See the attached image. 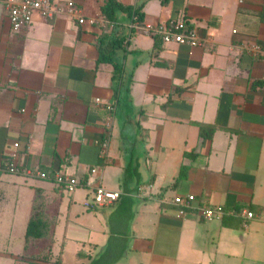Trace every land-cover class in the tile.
Listing matches in <instances>:
<instances>
[{
    "label": "crops",
    "instance_id": "0c3cea01",
    "mask_svg": "<svg viewBox=\"0 0 264 264\" xmlns=\"http://www.w3.org/2000/svg\"><path fill=\"white\" fill-rule=\"evenodd\" d=\"M53 1H73L97 22L36 14L15 32L0 4V264H91L111 235L127 234L116 264H264V0H118L142 7L141 25L194 28L198 46L132 29L128 12L105 26L106 0ZM112 31L126 37L113 51L120 77L99 63L100 38ZM12 160L50 179L11 173ZM129 163L139 165V188L153 190L130 194L126 223L114 212ZM92 168L118 201L88 206ZM57 174L83 186L67 191ZM188 195L190 206L174 203ZM205 206L256 217L206 221ZM31 220L41 238H27Z\"/></svg>",
    "mask_w": 264,
    "mask_h": 264
},
{
    "label": "built area",
    "instance_id": "2783aa9c",
    "mask_svg": "<svg viewBox=\"0 0 264 264\" xmlns=\"http://www.w3.org/2000/svg\"><path fill=\"white\" fill-rule=\"evenodd\" d=\"M243 2V0H240ZM5 5L8 10L9 21L13 31L18 32L23 28L28 27L32 24L34 16L36 14L42 15L46 19H52L56 15H67L73 19L79 21V23L84 24L89 22L90 24H95L97 20L90 19L86 20L81 8L73 1L67 2H55L53 0H0V4ZM132 29L141 30L147 34H151L156 38H159L163 43H176V44H189L191 46H198L200 44L197 33L194 28H190L185 23H167V24H155V25H141L138 22H133ZM100 102V100H97ZM107 108L111 112H115L116 108L114 105L109 104ZM109 140H103L101 144L102 153L106 154L109 149ZM19 147V144L15 145ZM9 171L14 174H21L27 177H34L40 179H50V176L46 172L33 171L30 169H21L17 165L16 161H11L9 164ZM99 175L98 168H92L88 178L85 181V186L93 187V201L88 204V206H104L113 204L118 201L121 197V192L111 191L106 189L101 185L97 177ZM53 181L59 187L74 192L83 184L76 180L72 176L57 174L54 176ZM148 189L153 190L152 186H147L146 188L140 187L139 192L142 193ZM195 200V196L188 195L184 198L176 197L174 203L178 205L190 206ZM181 213H184L181 211ZM225 215L242 217L248 220L254 219L256 214L252 210L242 209H230L226 210L223 207H211L205 206L200 210V216L203 220H221Z\"/></svg>",
    "mask_w": 264,
    "mask_h": 264
},
{
    "label": "trees",
    "instance_id": "16d2710c",
    "mask_svg": "<svg viewBox=\"0 0 264 264\" xmlns=\"http://www.w3.org/2000/svg\"><path fill=\"white\" fill-rule=\"evenodd\" d=\"M142 7L132 8V7H125L123 6L118 0H106V3L101 7V12L106 24L116 26L119 22V13L120 12H128L129 17L132 19L133 22H138L139 24L142 23L143 14L141 12ZM126 37L122 36L119 37L117 34L112 31L110 35L104 36L100 38L99 46H100V56H99V63H110L114 66L116 71V76L120 77L121 75V67L118 62L114 59V52L117 49H121L125 43ZM132 83V80L130 81ZM130 86L127 88V92H129ZM130 98L126 96V105L130 107ZM214 130L212 128H201V135L204 138H209L213 134ZM186 167H183L181 170V177H185L186 175ZM141 174L139 171V165L129 163L124 170L123 174V191L125 193L124 197L122 198L121 202L119 203L117 209L115 210L114 214L116 218L120 220V218L127 219L126 223H130L134 217L133 214V207L135 200L131 193H135L138 191V188L141 183ZM135 183L137 188L135 190H130L129 185ZM134 191V192H133ZM118 216V217H117ZM109 227L111 230L114 231L113 222L111 218L108 220ZM42 224L31 220L29 223L28 231H27V238L28 237H36L41 238L42 232L39 231ZM128 236V234H127ZM125 237H117L116 235H111L109 238L108 244L104 252L94 259L91 264H116L121 261L128 250V238Z\"/></svg>",
    "mask_w": 264,
    "mask_h": 264
}]
</instances>
